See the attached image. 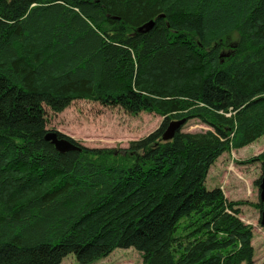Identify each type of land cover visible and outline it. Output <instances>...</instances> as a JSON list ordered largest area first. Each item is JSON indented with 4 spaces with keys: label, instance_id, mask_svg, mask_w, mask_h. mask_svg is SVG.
Listing matches in <instances>:
<instances>
[{
    "label": "trees",
    "instance_id": "obj_1",
    "mask_svg": "<svg viewBox=\"0 0 264 264\" xmlns=\"http://www.w3.org/2000/svg\"><path fill=\"white\" fill-rule=\"evenodd\" d=\"M78 99L162 121L125 148L58 133L79 148L60 152L44 107ZM182 118L210 129L164 140ZM263 135L264 0H0V264L130 247L141 264H252L245 202L205 180Z\"/></svg>",
    "mask_w": 264,
    "mask_h": 264
},
{
    "label": "rangeland",
    "instance_id": "obj_2",
    "mask_svg": "<svg viewBox=\"0 0 264 264\" xmlns=\"http://www.w3.org/2000/svg\"><path fill=\"white\" fill-rule=\"evenodd\" d=\"M237 39L235 33L224 40V51ZM47 128L56 130L84 146L122 147L140 139L160 125L162 117L141 111L135 115L120 107L103 106L88 100H73L60 112L44 107ZM210 129L197 119L187 121L183 131L197 132ZM264 151V135L239 149L223 153L211 165L205 180L207 189L220 187L228 200H241V220L251 225L254 256L252 264H264V227L260 225L258 185L262 170L259 162L251 159ZM140 252L130 248H116L107 257L92 264H141ZM60 264H77L74 254L66 255Z\"/></svg>",
    "mask_w": 264,
    "mask_h": 264
},
{
    "label": "water",
    "instance_id": "obj_3",
    "mask_svg": "<svg viewBox=\"0 0 264 264\" xmlns=\"http://www.w3.org/2000/svg\"><path fill=\"white\" fill-rule=\"evenodd\" d=\"M149 25H153V21L148 23ZM185 119L179 120H171L165 130L163 131L162 138L164 140H169L173 138L176 131L180 130L182 126L185 124ZM58 131L49 129L44 135V139L49 141L58 151L66 152L79 149L75 144H73L70 140L65 137H60L58 135ZM258 197L259 202L262 204L260 210V218L259 222L262 227H264V170L261 173L258 183Z\"/></svg>",
    "mask_w": 264,
    "mask_h": 264
}]
</instances>
